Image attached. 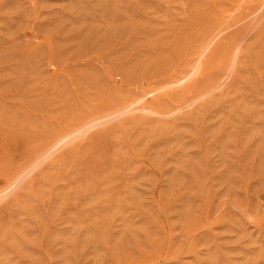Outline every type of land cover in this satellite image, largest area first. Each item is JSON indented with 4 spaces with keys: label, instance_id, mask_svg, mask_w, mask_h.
Instances as JSON below:
<instances>
[{
    "label": "rangeland",
    "instance_id": "1",
    "mask_svg": "<svg viewBox=\"0 0 264 264\" xmlns=\"http://www.w3.org/2000/svg\"><path fill=\"white\" fill-rule=\"evenodd\" d=\"M0 264H264V0H0Z\"/></svg>",
    "mask_w": 264,
    "mask_h": 264
},
{
    "label": "bare ground",
    "instance_id": "2",
    "mask_svg": "<svg viewBox=\"0 0 264 264\" xmlns=\"http://www.w3.org/2000/svg\"><path fill=\"white\" fill-rule=\"evenodd\" d=\"M145 108V107H144ZM146 108H148V107H146ZM153 111V110H152ZM67 135H63V136H60L56 141H57V143H60L61 141H63L64 139H65V137H66Z\"/></svg>",
    "mask_w": 264,
    "mask_h": 264
}]
</instances>
